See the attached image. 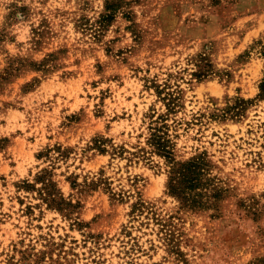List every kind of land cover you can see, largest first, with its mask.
<instances>
[{
  "label": "rangeland",
  "instance_id": "obj_1",
  "mask_svg": "<svg viewBox=\"0 0 264 264\" xmlns=\"http://www.w3.org/2000/svg\"><path fill=\"white\" fill-rule=\"evenodd\" d=\"M263 51L264 0H0V264H264Z\"/></svg>",
  "mask_w": 264,
  "mask_h": 264
},
{
  "label": "trees",
  "instance_id": "obj_2",
  "mask_svg": "<svg viewBox=\"0 0 264 264\" xmlns=\"http://www.w3.org/2000/svg\"><path fill=\"white\" fill-rule=\"evenodd\" d=\"M262 55L264 57V51ZM259 97L264 98V76L259 84ZM160 127L162 125L152 128L150 143L170 163L168 180L170 192L180 197L182 201H190L191 199L186 194V189L197 184L196 175L202 168V159L192 158L183 162L174 161L170 142L161 134Z\"/></svg>",
  "mask_w": 264,
  "mask_h": 264
}]
</instances>
